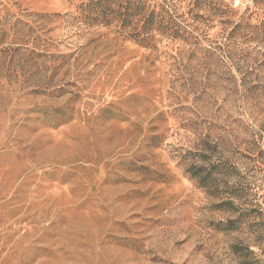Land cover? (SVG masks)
I'll use <instances>...</instances> for the list:
<instances>
[{"label": "rangeland", "instance_id": "obj_1", "mask_svg": "<svg viewBox=\"0 0 264 264\" xmlns=\"http://www.w3.org/2000/svg\"><path fill=\"white\" fill-rule=\"evenodd\" d=\"M90 1L0 0V264H264L239 94L166 40L84 19ZM203 129L227 136L211 158ZM211 161L203 186L187 169Z\"/></svg>", "mask_w": 264, "mask_h": 264}, {"label": "trees", "instance_id": "obj_2", "mask_svg": "<svg viewBox=\"0 0 264 264\" xmlns=\"http://www.w3.org/2000/svg\"><path fill=\"white\" fill-rule=\"evenodd\" d=\"M84 6L82 17L91 23L112 25L119 35L150 47H162L166 40L167 46L175 47L176 60L186 57L196 63L198 72L216 74L229 89V101L240 96V115L229 118L232 125H247L245 144L251 150L245 155L264 156V143L258 144L259 139L264 141V14L257 15L256 5L253 11L247 7L242 12L224 0H92ZM221 65L224 71L219 73ZM198 138L208 145L195 153L211 158L212 140L221 144L227 136L203 129ZM219 164L211 161L208 168L193 163L187 171L205 186L215 181L212 169ZM233 249L241 256L245 251L241 245Z\"/></svg>", "mask_w": 264, "mask_h": 264}]
</instances>
